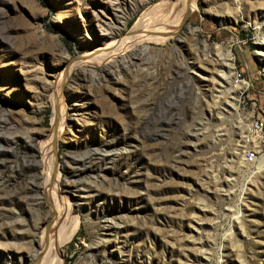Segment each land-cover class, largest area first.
Masks as SVG:
<instances>
[{
	"label": "rangeland",
	"instance_id": "obj_1",
	"mask_svg": "<svg viewBox=\"0 0 264 264\" xmlns=\"http://www.w3.org/2000/svg\"><path fill=\"white\" fill-rule=\"evenodd\" d=\"M188 1L168 39L89 57L66 77L52 151L76 229L62 264H264V170L237 171L235 148L246 120L264 116V0ZM184 2L0 0V264H18L49 211L39 148L55 71ZM216 44L247 83L237 93L203 76Z\"/></svg>",
	"mask_w": 264,
	"mask_h": 264
},
{
	"label": "bare ground",
	"instance_id": "obj_2",
	"mask_svg": "<svg viewBox=\"0 0 264 264\" xmlns=\"http://www.w3.org/2000/svg\"><path fill=\"white\" fill-rule=\"evenodd\" d=\"M192 5V1L185 0L184 5L175 13L170 10V17L168 14V16L166 15V17L157 21V23L154 22V28H149L150 26L148 27L145 22L146 20L140 16V18H136L137 20L133 23V26L121 39L111 40L104 47L95 46L87 53V55L83 57L80 56L81 58L79 57V59L76 60L70 59L66 61L67 66L63 65L55 71V85L54 88H52L54 108L52 113L51 136L48 140L41 141L39 148L44 157L42 158V162H44V170L41 180V187L44 190V196L42 198L48 203L49 211L47 212L46 217L43 218V222L40 224L38 222L39 226L37 229L39 232H34L35 244H31L28 247L26 254L21 253L17 255L16 260H18V264H62L60 248L65 242L72 238L76 229V216L72 213L73 203L76 204V201L74 202L70 197L71 195L69 192L61 193L56 161L52 151L55 146V136L60 133L68 120L66 106L63 101V84L69 72L77 64L88 61L89 57H107L108 59H113L117 53H121L127 48H132V50L135 49L136 47L134 46L136 44L153 41L157 43L168 39L175 33V28L184 22L186 14L188 16L189 12L192 10ZM260 40L262 41L261 43L259 42L260 44L257 53L264 61V37L262 36ZM202 46L205 48L207 47V44L203 42ZM146 47V45L140 47L142 53L145 52ZM212 52H214L212 55L217 56L219 60L207 59V62L209 63V73L208 75L203 76H208L211 82L213 80H219L221 84H229V87L226 89L228 94H233V92L237 93L246 88L247 83L238 80L235 75L232 63L233 54L231 50L228 48L221 49V46L216 44ZM122 59L123 58H118L117 61H115L117 63L115 64L116 68L119 67ZM232 99L233 98L227 101V107L225 106L227 109L234 108ZM215 113L217 117L219 116V119H222L225 116L223 111L217 110ZM248 129H250V124L248 123V120H246V124H244L242 130L240 129V132L242 133L235 146V148H238L239 150L237 153V171L240 167H244L247 170L251 164H254L257 171L264 170V140H261V138L256 135L250 136ZM212 141H214V139H212ZM239 144H249L246 148H254L256 150V156L252 162L247 163L245 161L243 155V152L245 151H243V148L245 146H240ZM249 172H251V170ZM212 177L214 180L218 179L216 173H214ZM39 198L41 199V196H39ZM34 220L37 225V218Z\"/></svg>",
	"mask_w": 264,
	"mask_h": 264
},
{
	"label": "built area",
	"instance_id": "obj_3",
	"mask_svg": "<svg viewBox=\"0 0 264 264\" xmlns=\"http://www.w3.org/2000/svg\"><path fill=\"white\" fill-rule=\"evenodd\" d=\"M249 135L259 136L261 140H264V116H256L250 123ZM256 156V150L254 148H246L244 151V159L247 163L254 160Z\"/></svg>",
	"mask_w": 264,
	"mask_h": 264
}]
</instances>
